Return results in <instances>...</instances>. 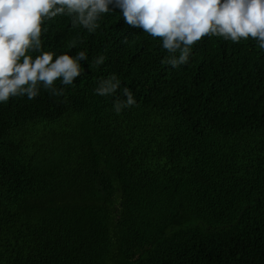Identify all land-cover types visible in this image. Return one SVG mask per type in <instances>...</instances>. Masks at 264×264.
Returning <instances> with one entry per match:
<instances>
[{"label": "trees", "instance_id": "obj_1", "mask_svg": "<svg viewBox=\"0 0 264 264\" xmlns=\"http://www.w3.org/2000/svg\"><path fill=\"white\" fill-rule=\"evenodd\" d=\"M48 26L44 50L88 59L63 94L0 103V264H264L258 42L206 36L172 67L119 9L95 32Z\"/></svg>", "mask_w": 264, "mask_h": 264}, {"label": "clouds", "instance_id": "obj_2", "mask_svg": "<svg viewBox=\"0 0 264 264\" xmlns=\"http://www.w3.org/2000/svg\"><path fill=\"white\" fill-rule=\"evenodd\" d=\"M115 9L129 27L161 39L172 67L186 64L192 47L206 36L233 43L252 38L264 50V0H0V103L17 96L35 99L41 88L63 94L56 81L72 85L85 73L81 61L88 56L86 51L73 56L44 50L48 22L67 17L73 28L95 32ZM76 43L73 40L68 47ZM104 62L99 56L94 64ZM120 87V79L112 74L100 80L95 94L111 96ZM124 96L113 105L117 114L137 104L129 89H124Z\"/></svg>", "mask_w": 264, "mask_h": 264}, {"label": "rangeland", "instance_id": "obj_3", "mask_svg": "<svg viewBox=\"0 0 264 264\" xmlns=\"http://www.w3.org/2000/svg\"><path fill=\"white\" fill-rule=\"evenodd\" d=\"M87 176H85V178H86ZM68 179H71L72 178V176H70V177H67Z\"/></svg>", "mask_w": 264, "mask_h": 264}]
</instances>
